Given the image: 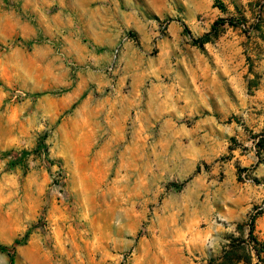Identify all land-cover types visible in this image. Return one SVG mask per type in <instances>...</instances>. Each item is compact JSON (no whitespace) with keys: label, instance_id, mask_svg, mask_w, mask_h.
<instances>
[{"label":"rangeland","instance_id":"374dc122","mask_svg":"<svg viewBox=\"0 0 264 264\" xmlns=\"http://www.w3.org/2000/svg\"><path fill=\"white\" fill-rule=\"evenodd\" d=\"M219 2L0 0V264H264V0ZM126 13L155 27L147 68L180 92L170 136L133 133ZM202 118L246 137L206 164L189 134ZM221 162L234 212L153 218L150 186L180 189Z\"/></svg>","mask_w":264,"mask_h":264},{"label":"crops","instance_id":"0c3cea01","mask_svg":"<svg viewBox=\"0 0 264 264\" xmlns=\"http://www.w3.org/2000/svg\"><path fill=\"white\" fill-rule=\"evenodd\" d=\"M123 26L135 32L136 37L135 43L131 41L123 43L120 61L124 63V69L118 77L120 85L127 81L125 94H122L120 85L119 91L122 97L128 98L129 115L132 126H134L133 133L147 132V136H149L151 135L149 129L159 124V130L154 134L170 136L166 133L167 131H164L169 124L166 117H168L169 110L175 109H169L168 105L169 101L177 100L180 92L173 87V83L168 84L161 80L162 71L147 68V42L156 40L157 45L158 32L155 27L152 30L153 34L149 32L151 28L147 21L137 18L132 13H126L123 16ZM174 112L176 113V111ZM195 127L197 130H192L189 134L193 141L202 140V142L193 147L194 153L206 164L212 159L210 156L216 157L227 147L221 141H225L227 137L235 134L243 139L246 137L242 131H236L230 126L224 128L211 118L196 120ZM242 157H248L250 160V155ZM216 166L218 167H212L209 172L200 169L195 180L180 189L166 190L163 185H156L157 190H152L153 187L150 186L151 190L148 192L150 196L147 199L151 204H155L154 208L151 207L153 218L156 220H177L183 210L192 219H207L213 214L223 218L226 213L234 212L235 209L232 207L238 205L239 196L232 198L231 201L228 198H223V191L227 190L229 185L225 181L219 182L215 178L216 171L219 169L232 177L234 173L230 170L228 163L221 162ZM263 169L264 164L257 167L258 176H264ZM230 188L235 192L243 189L233 183H230ZM247 199L249 198L244 200Z\"/></svg>","mask_w":264,"mask_h":264},{"label":"trees","instance_id":"16d2710c","mask_svg":"<svg viewBox=\"0 0 264 264\" xmlns=\"http://www.w3.org/2000/svg\"><path fill=\"white\" fill-rule=\"evenodd\" d=\"M214 2L217 4V6H219L221 9L223 8L222 7V5H221V3L219 2V0H214ZM220 22H228L229 24H232V23H230L231 21H220ZM206 38H207V35L206 36H204V37H202L201 38V40H206ZM252 221V220H251ZM252 225V224H251ZM252 229V228H251ZM3 251H5V252H7V254L10 256V258H11V256H12V252L10 251V250H8V249H6V248H3L2 249ZM11 261H12V259H11Z\"/></svg>","mask_w":264,"mask_h":264},{"label":"built area","instance_id":"2783aa9c","mask_svg":"<svg viewBox=\"0 0 264 264\" xmlns=\"http://www.w3.org/2000/svg\"><path fill=\"white\" fill-rule=\"evenodd\" d=\"M113 57H115V55ZM108 70H110V68Z\"/></svg>","mask_w":264,"mask_h":264}]
</instances>
